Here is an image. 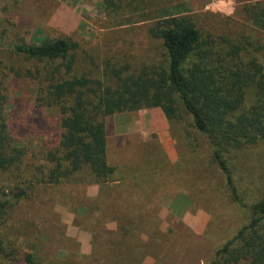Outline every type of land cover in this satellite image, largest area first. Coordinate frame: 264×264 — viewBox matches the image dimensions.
Wrapping results in <instances>:
<instances>
[{
	"label": "rangeland",
	"instance_id": "obj_1",
	"mask_svg": "<svg viewBox=\"0 0 264 264\" xmlns=\"http://www.w3.org/2000/svg\"><path fill=\"white\" fill-rule=\"evenodd\" d=\"M258 4L264 6V0H114V7L95 0H0V33L5 45L19 39L38 44L69 38L79 45L71 76L95 79L106 65L135 69L160 61L161 43L150 37L149 29L164 17H189L204 37L226 35L235 42L240 36L260 37L264 43V33L255 32L249 22ZM5 49H0V60L7 66L36 69L5 55ZM259 56L264 60V53ZM8 96L6 119L14 143L27 152L19 173L11 176L13 186L24 183L26 197L0 227V241L11 242L16 250L14 258L5 255L8 251L0 255V264H20L23 254H32L40 264H98L93 231L86 226L96 208L91 200L104 191L118 199L124 187L125 195L144 196L156 210L158 236L152 238L147 229L138 233L142 248L137 264H209L215 251L246 223L247 217L230 204L210 150L188 128L186 116L173 124L158 109L107 117L106 157L116 170L112 181L96 183L83 168L70 180L43 185L35 181V170L47 166L44 153L57 145L59 114L36 105L31 80L10 81ZM232 158L248 198L253 193L264 197V143ZM116 225L110 220L103 227L110 231Z\"/></svg>",
	"mask_w": 264,
	"mask_h": 264
},
{
	"label": "trees",
	"instance_id": "obj_2",
	"mask_svg": "<svg viewBox=\"0 0 264 264\" xmlns=\"http://www.w3.org/2000/svg\"><path fill=\"white\" fill-rule=\"evenodd\" d=\"M95 1L114 7V0ZM249 22L255 32L264 33V6L256 5ZM149 35L161 43L160 61L135 69L106 65L100 78L90 79L93 77L88 75L71 76L79 50L71 39L27 44L17 38L19 42L5 45L0 33V49L6 48L5 55L36 67L21 71L0 60V227L26 197L21 188L24 183L18 181L13 186L11 174L19 173L27 152L14 143L6 109L9 82L28 79L36 89V105L59 114L57 145L44 153L47 166L35 170L38 184H60L83 168H88L96 183L112 181L116 170L106 157L107 117L158 109L167 123L173 124L186 116L188 128L210 150V161L222 175L230 204L247 217L235 235L215 251L209 264H264V197L255 198L251 191L248 198L246 186L230 162L264 143V60L259 56L264 53V43L260 37L246 38L251 42L243 40L245 36L236 42L226 35L204 37L186 16L156 20ZM125 192L112 199L104 191L100 192L103 196L91 200L96 208L86 226L93 231L98 264H137L142 248L138 233L147 229L152 238L158 236L155 207L144 196ZM110 220L117 225L108 231L103 224ZM6 251L7 257L14 258L15 246L0 241V255ZM20 264L40 263L32 254H23Z\"/></svg>",
	"mask_w": 264,
	"mask_h": 264
}]
</instances>
